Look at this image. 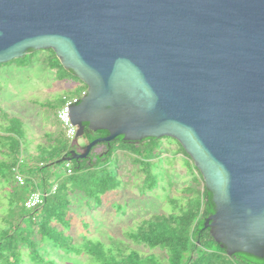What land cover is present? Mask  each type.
<instances>
[{
    "label": "water",
    "instance_id": "water-1",
    "mask_svg": "<svg viewBox=\"0 0 264 264\" xmlns=\"http://www.w3.org/2000/svg\"><path fill=\"white\" fill-rule=\"evenodd\" d=\"M52 50L87 87L81 139L176 140L212 195L204 228L264 258V0H0V64Z\"/></svg>",
    "mask_w": 264,
    "mask_h": 264
},
{
    "label": "trees",
    "instance_id": "trees-1",
    "mask_svg": "<svg viewBox=\"0 0 264 264\" xmlns=\"http://www.w3.org/2000/svg\"><path fill=\"white\" fill-rule=\"evenodd\" d=\"M38 52L47 53L44 63L48 69L56 71L58 81L71 78L79 81L71 71L63 69L52 50H29L23 57L0 66L15 62L18 67L28 66ZM80 84L81 90L86 89L83 83ZM61 102L62 97L56 104L46 102L42 107L54 111ZM0 114V184L5 192L0 197V264H24L23 249L27 250L30 264H54L52 259L42 255L34 235L55 250L67 255L88 256L95 264H264V258L249 254L228 255L215 242L209 229L204 228L206 218L214 213L212 195L200 172L176 140L163 137L129 142L119 136L109 144H97L104 148L101 154L92 152L94 146L87 158L62 162V158L71 156V151L84 150L89 142L107 136V132H93L86 124L81 137L83 145L80 146L77 139L69 141L65 138L56 120L58 132L45 135L46 143L38 146V152L25 156L27 146L19 128L20 120L2 109ZM162 139L176 143L175 153H182L187 158L185 166L191 174V184L181 190V203L171 201L172 212L140 220L125 236L134 245L144 246L149 251L159 250L163 256L128 250L122 246L115 247L117 243L106 244L101 240H92L88 237V224L85 220L80 222L82 242L75 243L70 235L74 224L70 209L74 204L71 196L81 193L88 210L100 207L103 196L122 185L117 168L118 152L132 157V162L143 175L144 190H153L158 182L154 161L162 157ZM67 163L71 169L70 174L66 173ZM14 167L23 177L22 185L14 177ZM57 167H62L63 174L49 182L48 178L54 176L52 170ZM37 191L46 193L43 203L36 208L26 209L24 203L27 197ZM120 209L118 206L117 210Z\"/></svg>",
    "mask_w": 264,
    "mask_h": 264
},
{
    "label": "rangeland",
    "instance_id": "rangeland-1",
    "mask_svg": "<svg viewBox=\"0 0 264 264\" xmlns=\"http://www.w3.org/2000/svg\"><path fill=\"white\" fill-rule=\"evenodd\" d=\"M38 55L47 57V53L38 52L28 66L18 67L17 62L0 66V109L20 120L19 128L23 138L28 136L32 141L45 142L44 132L55 135L59 130L56 122L58 108L52 111L43 108L42 105L46 102L56 104L63 92H66L67 96L78 95L82 86L79 81L72 78L74 84L70 88L66 80L58 81L56 71L49 70L44 63L45 57ZM77 144L82 146L83 140L77 139ZM161 150L162 157L159 161H154L156 165L154 172L158 182L153 190H144L143 175L132 162V157L124 152H118L117 168L122 185L117 190L105 194L100 207L88 210L85 208V199L81 193L77 192L71 196L74 204L70 209L74 224L70 235L75 243L82 242L80 222L85 220L88 224V237L92 240H101L106 244L117 243L115 247L122 246L128 250L153 252L163 256L159 250L149 251L144 246L134 245L125 236V233L140 220L172 212L171 201L181 203L183 198L181 190L191 184L192 177L185 166L187 158L182 153H175L176 143L162 139ZM103 151L102 146H96L92 152L101 154ZM52 172L54 176L48 178L49 182L60 177L63 169L57 167ZM2 187L0 184L1 198L5 194ZM118 206L121 208L119 211ZM34 240L40 247L42 255L52 259L54 264H95L88 256L67 255L55 250L50 244L40 242L37 235H34ZM23 260L24 264H30L26 249H23Z\"/></svg>",
    "mask_w": 264,
    "mask_h": 264
},
{
    "label": "built area",
    "instance_id": "built-area-1",
    "mask_svg": "<svg viewBox=\"0 0 264 264\" xmlns=\"http://www.w3.org/2000/svg\"><path fill=\"white\" fill-rule=\"evenodd\" d=\"M86 94H87L86 89H83L79 92L78 95L62 96V102L56 111V120L60 128L64 132L65 138L68 139L69 141H73L74 139H76L75 135H76L77 127L75 125L72 126V124L70 123L68 116V110H69L68 106L72 107L78 104L80 100L86 96ZM65 169L67 174L71 173V169L68 163L65 165ZM12 172L14 174L16 181L22 185L23 177L19 174L17 168L15 167L12 168ZM54 190L55 188L53 187L52 191ZM45 197H46V193H41L38 191L33 192L29 194V196L27 197L24 203V207L29 210L36 208L43 203Z\"/></svg>",
    "mask_w": 264,
    "mask_h": 264
},
{
    "label": "crops",
    "instance_id": "crops-1",
    "mask_svg": "<svg viewBox=\"0 0 264 264\" xmlns=\"http://www.w3.org/2000/svg\"><path fill=\"white\" fill-rule=\"evenodd\" d=\"M44 54V53H43ZM38 57H45V55H38ZM34 60V59H33ZM47 69V68H46ZM50 70V69H49ZM68 83V86H69V88L74 84V82H73V80H71V79H65ZM62 81H64V80H61L60 82H62ZM76 84V83H75ZM64 94H66V92H63L62 94H61V96H60V98L64 95ZM11 115V114H10ZM0 123H1V121H0ZM27 134V133H26ZM44 135H51L50 133H46V132H44ZM26 137V136H25ZM46 139V138H45ZM24 140H25V145L27 146V148L25 149V151H24V155L25 156H29V155H32V154H35V153H37L38 152V146L39 145H43V144H45L46 143V141L45 142H35V141H32L31 139H29L28 138V136H27V138H24ZM33 142V143H32ZM32 144H33V146H32Z\"/></svg>",
    "mask_w": 264,
    "mask_h": 264
},
{
    "label": "flooded vegetation",
    "instance_id": "flooded-vegetation-1",
    "mask_svg": "<svg viewBox=\"0 0 264 264\" xmlns=\"http://www.w3.org/2000/svg\"><path fill=\"white\" fill-rule=\"evenodd\" d=\"M80 82V81H79ZM82 83V82H81ZM86 91H87V87H86ZM78 152H83V150L77 149Z\"/></svg>",
    "mask_w": 264,
    "mask_h": 264
}]
</instances>
